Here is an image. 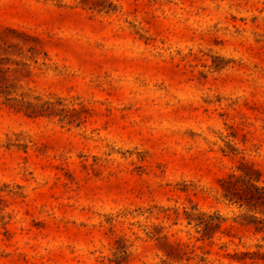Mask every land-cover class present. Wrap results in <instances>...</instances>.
I'll list each match as a JSON object with an SVG mask.
<instances>
[{
  "label": "rangeland",
  "instance_id": "rangeland-1",
  "mask_svg": "<svg viewBox=\"0 0 264 264\" xmlns=\"http://www.w3.org/2000/svg\"><path fill=\"white\" fill-rule=\"evenodd\" d=\"M240 161L264 184V0H0V264H264L225 254L264 250Z\"/></svg>",
  "mask_w": 264,
  "mask_h": 264
},
{
  "label": "trees",
  "instance_id": "trees-1",
  "mask_svg": "<svg viewBox=\"0 0 264 264\" xmlns=\"http://www.w3.org/2000/svg\"><path fill=\"white\" fill-rule=\"evenodd\" d=\"M261 173L252 163L240 161L237 171L226 173L219 179V187L223 200L244 207L242 212L241 224H251L255 229H260L259 223L264 224V218L258 217L260 213L264 216V184L260 183ZM218 215H208L201 225V237H212L214 230L218 229ZM235 251L225 253L232 260L244 261L245 259L264 261V250ZM214 264V263H211Z\"/></svg>",
  "mask_w": 264,
  "mask_h": 264
}]
</instances>
